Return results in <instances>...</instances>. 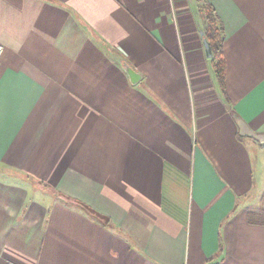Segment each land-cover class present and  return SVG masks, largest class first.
<instances>
[{
	"label": "crops",
	"instance_id": "obj_1",
	"mask_svg": "<svg viewBox=\"0 0 264 264\" xmlns=\"http://www.w3.org/2000/svg\"><path fill=\"white\" fill-rule=\"evenodd\" d=\"M0 44V264H264V0H0Z\"/></svg>",
	"mask_w": 264,
	"mask_h": 264
},
{
	"label": "trees",
	"instance_id": "obj_2",
	"mask_svg": "<svg viewBox=\"0 0 264 264\" xmlns=\"http://www.w3.org/2000/svg\"><path fill=\"white\" fill-rule=\"evenodd\" d=\"M200 11L203 16L204 38L208 41L211 50V64L220 90L224 93L225 57L223 53V26L218 19L214 8L207 2H202ZM264 209L250 212V220L264 223ZM261 217V220L256 217Z\"/></svg>",
	"mask_w": 264,
	"mask_h": 264
},
{
	"label": "water",
	"instance_id": "obj_3",
	"mask_svg": "<svg viewBox=\"0 0 264 264\" xmlns=\"http://www.w3.org/2000/svg\"><path fill=\"white\" fill-rule=\"evenodd\" d=\"M203 44H204L206 55L208 57H210L211 56L210 46H209L208 41L205 38L203 39ZM119 61L122 65L123 69L127 73L128 77L130 79V82L136 83L140 79V75L132 67H130L125 61H123L121 59H119ZM247 136L254 138L255 140L259 141L260 143L264 142V133L260 134V133L248 132Z\"/></svg>",
	"mask_w": 264,
	"mask_h": 264
},
{
	"label": "rangeland",
	"instance_id": "obj_4",
	"mask_svg": "<svg viewBox=\"0 0 264 264\" xmlns=\"http://www.w3.org/2000/svg\"><path fill=\"white\" fill-rule=\"evenodd\" d=\"M251 207L254 209V210H258V213L264 209V191L261 193V195L258 197V199L256 201H254L251 205ZM260 210V211H259ZM264 211V210H263ZM258 219L261 220V217H256Z\"/></svg>",
	"mask_w": 264,
	"mask_h": 264
},
{
	"label": "built area",
	"instance_id": "obj_5",
	"mask_svg": "<svg viewBox=\"0 0 264 264\" xmlns=\"http://www.w3.org/2000/svg\"><path fill=\"white\" fill-rule=\"evenodd\" d=\"M2 49H3V47H2V45L0 44V54H1V52H2Z\"/></svg>",
	"mask_w": 264,
	"mask_h": 264
}]
</instances>
